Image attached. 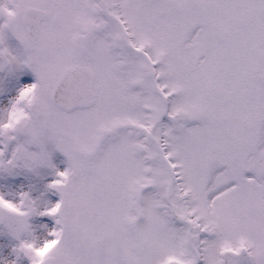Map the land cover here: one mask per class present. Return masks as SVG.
Returning <instances> with one entry per match:
<instances>
[{
	"label": "snow or ice",
	"instance_id": "obj_1",
	"mask_svg": "<svg viewBox=\"0 0 264 264\" xmlns=\"http://www.w3.org/2000/svg\"><path fill=\"white\" fill-rule=\"evenodd\" d=\"M0 264H264V0H0Z\"/></svg>",
	"mask_w": 264,
	"mask_h": 264
}]
</instances>
